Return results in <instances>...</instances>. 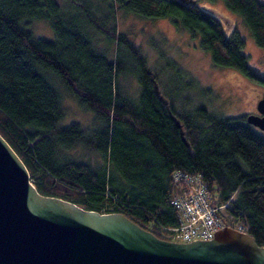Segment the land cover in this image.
I'll use <instances>...</instances> for the list:
<instances>
[{
  "label": "trees",
  "instance_id": "obj_1",
  "mask_svg": "<svg viewBox=\"0 0 264 264\" xmlns=\"http://www.w3.org/2000/svg\"><path fill=\"white\" fill-rule=\"evenodd\" d=\"M67 1L0 0V133L38 190L88 209L122 212L166 238L164 227L177 223L174 172L201 174L214 203L229 202L233 219L264 246V136L246 115L190 108L192 97L183 94L188 79L177 70L166 82L150 69L145 55L117 30L116 15L171 18L199 35L216 65L264 84L239 29L228 32L217 13L197 0ZM223 1L264 48V2ZM36 21L49 22L54 39L35 35L30 28ZM110 21L113 35L94 41ZM128 78L139 86L136 98L124 87ZM61 87L94 113L91 129L62 123L67 109ZM79 148L97 152L103 162L78 159Z\"/></svg>",
  "mask_w": 264,
  "mask_h": 264
},
{
  "label": "water",
  "instance_id": "obj_2",
  "mask_svg": "<svg viewBox=\"0 0 264 264\" xmlns=\"http://www.w3.org/2000/svg\"><path fill=\"white\" fill-rule=\"evenodd\" d=\"M258 110L261 114H249L247 121L264 131V96ZM0 264H264V246L229 225L209 240L172 241L122 212L43 194L0 133Z\"/></svg>",
  "mask_w": 264,
  "mask_h": 264
},
{
  "label": "rangeland",
  "instance_id": "obj_3",
  "mask_svg": "<svg viewBox=\"0 0 264 264\" xmlns=\"http://www.w3.org/2000/svg\"><path fill=\"white\" fill-rule=\"evenodd\" d=\"M60 1L65 6L68 4L67 0ZM197 1L202 7L212 8L218 12L223 17L218 15L222 18L223 25L227 24L228 32L233 27L239 29L246 39L245 50L251 58L253 68L264 76V48L256 44L242 18L228 9L223 0ZM261 1L264 2V0ZM106 13L104 10L103 15ZM116 19L117 30L126 33L140 53L145 55L150 69L157 71L166 82H169V77L177 70L188 79V84L184 85L183 94L192 97L187 100V104L192 102L190 108L205 105L214 113L228 116H248L254 110L257 100L263 98V83L252 80L233 67L216 65L212 61L210 53L201 47L199 35H193L171 18H144L120 11L116 15ZM30 29L35 35L49 39L55 37L54 31L47 21H36L31 24ZM108 35H113L111 21L104 32L97 31L95 33L94 41H107ZM110 45L106 43L104 47L107 54L110 51ZM173 83L177 85L181 82L174 79ZM123 84L125 89L136 98L139 91L136 80L128 78L123 81ZM61 90L67 109L62 123L68 125L75 121L81 123L83 128L91 129L94 113L83 110L73 96L69 95L62 87ZM184 106L189 108V105ZM255 128L264 136L263 130ZM74 155L78 159H87L93 164L103 162V158L97 152L83 148L76 149ZM37 178H40L39 173ZM232 227L238 229L236 226ZM165 236L167 237L168 234L165 233Z\"/></svg>",
  "mask_w": 264,
  "mask_h": 264
},
{
  "label": "built area",
  "instance_id": "obj_4",
  "mask_svg": "<svg viewBox=\"0 0 264 264\" xmlns=\"http://www.w3.org/2000/svg\"><path fill=\"white\" fill-rule=\"evenodd\" d=\"M173 175L178 186L172 199L177 223L164 227L168 234L166 239L177 242L209 240L227 225H234L243 231V225L236 222L227 209L229 202L214 203L201 174L176 170Z\"/></svg>",
  "mask_w": 264,
  "mask_h": 264
},
{
  "label": "flooded vegetation",
  "instance_id": "obj_5",
  "mask_svg": "<svg viewBox=\"0 0 264 264\" xmlns=\"http://www.w3.org/2000/svg\"><path fill=\"white\" fill-rule=\"evenodd\" d=\"M263 96H264V94H263ZM261 99H262V98H261ZM261 99L257 100L254 110H253L252 112H250V113L261 114V113L259 112V110H258V103H259V101H260ZM250 113H249V114H250Z\"/></svg>",
  "mask_w": 264,
  "mask_h": 264
}]
</instances>
